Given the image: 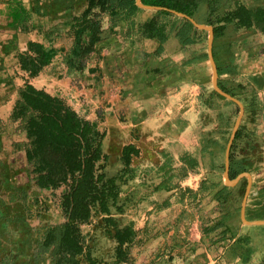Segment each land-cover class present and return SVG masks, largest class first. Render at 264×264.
<instances>
[{
  "label": "trees",
  "instance_id": "obj_1",
  "mask_svg": "<svg viewBox=\"0 0 264 264\" xmlns=\"http://www.w3.org/2000/svg\"><path fill=\"white\" fill-rule=\"evenodd\" d=\"M71 1V7L59 6L56 1L46 7L50 26L47 30H38L40 34L44 31V43L28 41L24 52L8 43L7 48L15 53L19 69L29 79L37 77L58 54H63L67 74L86 69L89 58L109 31L105 28L106 19L113 26V31L108 34L116 36L115 29L123 21L127 24L125 34L140 46L143 61H148L143 72L144 80L150 77L146 90L153 88L154 82L160 79H169L171 84L185 81L187 71L184 65L196 61L178 66L170 57H164L165 45L170 40H175L184 53L200 44L206 35L205 31L196 29L189 21L168 10L212 27L214 45L223 43L227 72L236 73L237 59L244 50L239 52V48L246 44V34L253 31L264 37V0H257L259 4L250 6L243 0H142L146 7L166 10L140 9L136 0ZM78 4H82V11L74 15V5ZM40 10L39 7L28 10L21 3H11L0 12V16L10 19L13 28L27 33L32 31L31 13L39 15ZM63 36L72 39L70 44L60 50L55 49L53 45ZM148 42L156 45L153 51L146 49ZM205 58L198 56L197 59L203 61ZM213 58L218 74H221V64L214 50ZM170 64L177 72L169 69ZM218 85L224 92L242 100L245 109L242 124L230 149V177L233 179L243 172L258 174L263 169L264 139L258 135L256 123L262 115L263 106L256 91L249 90L234 77L226 80L219 77ZM215 98L224 100L212 91L204 104L212 109ZM10 119L18 122L27 139V143L18 145L25 152L27 181L13 186L1 182L0 186L4 193L0 196V245L1 238L5 236L7 264H133L134 252L149 241L162 237L163 233L156 228L151 217L170 206L171 195L181 204L188 197L192 201L188 207L193 205L194 208H199L201 202L207 199L212 203L214 215L203 217L202 208L196 209L197 213H201L203 237L209 239L211 246L237 244L241 249L237 264H264V227H253L240 235L243 227L239 215L245 180L229 188L213 179L216 174L209 172L211 174L200 182L195 192L182 188L179 183L174 184V180L180 181L184 175L179 174L176 178L171 174L170 163L165 162L159 169L158 184L150 182L153 179L136 183V177H143L138 172L140 168L132 167L139 150L133 146L124 147L115 160L120 162L121 168H110L115 164L108 161V155L102 148L105 133L99 132L95 123L85 120L64 99L36 90L29 84L17 90ZM224 138L227 139V136ZM213 144L210 140L204 149L212 148ZM185 164L192 170L197 162L190 159ZM2 170L3 174L8 172L7 168ZM140 172L144 174L145 170ZM61 188L57 197L55 192ZM142 188L152 189V193H141ZM43 192L57 197L53 203L62 221H53L47 216L49 199L41 200L38 196ZM153 194L169 196H160L162 198L153 201L150 199ZM249 199L247 217L264 220V186L258 191H251ZM139 209L140 215L137 212ZM129 210L134 211V215L122 223V216ZM186 211L183 210L178 217L180 221ZM10 212L13 214L10 215ZM35 219H40L43 224L39 222L34 228L30 222ZM8 222L12 225L7 226ZM7 227L10 231H3ZM83 227L91 228L84 233ZM175 248L185 249L186 252L173 255ZM186 248L183 243L166 246L158 257L163 259L170 255L169 261L177 258L183 264H189L187 256L196 249ZM148 264H153V261Z\"/></svg>",
  "mask_w": 264,
  "mask_h": 264
},
{
  "label": "crops",
  "instance_id": "obj_2",
  "mask_svg": "<svg viewBox=\"0 0 264 264\" xmlns=\"http://www.w3.org/2000/svg\"><path fill=\"white\" fill-rule=\"evenodd\" d=\"M55 1L56 0H0V12L11 3H21L28 10L32 7H40L42 10L53 5ZM56 4L59 6L64 5L71 7L72 1L60 0ZM81 7L82 4L74 5V15L81 13ZM39 18V15H36L35 12L31 13L30 26L32 31L24 33L19 28L10 26L11 20L6 16H0V28L2 22H4L5 33H10V36L8 35L4 41L0 40V92H3L4 88H12L11 91H13V95H11L8 101L3 100L0 94V186L1 182H8L10 186H13L27 181V179H25L26 177L22 178L19 176V167L17 165L18 162H23L25 165V152L22 150L23 148H19L18 145L27 143V139L24 132L19 129L18 122H13L10 119L17 100V90L25 84H29L36 90L44 91L52 96H59L64 100L68 97L72 104L69 105L67 103L69 106H72L85 120L95 123L99 132L105 133L102 148L104 153L108 155L109 162L115 161L124 147L133 146L139 150V156L133 159L132 167L140 168L138 170L141 171H148L149 173L147 175L141 173L142 176L147 179H153L150 182L155 184L160 182V180H157L160 176L159 169L163 166V163H165L164 159L168 157H171L173 160V162H168L170 163L169 168L172 170L171 174L176 176V178H178L177 176L179 174L184 175L180 181L174 180V184H182L186 179L196 175L201 182L208 174H211L209 172L214 173L216 171V168H218L216 158L221 152H223L225 161L226 151L235 125L230 132L225 128L215 127L214 125L209 126L211 117L208 116L207 112H211L212 110L215 115L217 108L225 104H220L222 100L216 98L212 100V109L208 108L209 105L206 106V104H204L209 93L213 91L216 95L218 94L214 90L208 92L204 84H200L198 87L194 84L192 78H187L185 81L182 80L177 84H171V80L165 79V81L163 80V87H167V91L169 92L177 90L178 93L176 95H168L165 101L167 107L164 106L163 108L161 101H159V99L155 100L157 98V95L153 93L155 88L153 87L149 88L151 90H146V88H148L146 83L149 79L144 80L142 75H144V68L147 64L143 62L144 59H142L140 46L133 42L134 39L131 36L125 34L127 24L123 21L117 25L115 29L117 34L113 36L108 34L109 31H113V26L108 22V19H106L105 28H109V31L104 35V41L97 45L95 52L89 58L86 69L78 73L73 72L67 74V68L63 65L62 61L63 54H58L53 62L46 66L37 77L29 79L28 75L19 69L15 53L10 52L7 46L8 43H11L14 46H18L21 52H24L26 50L25 44L28 41L44 43L42 35L44 31L40 34L38 30H47L50 26V21L48 15L45 18V22L42 18V22L39 21ZM22 38H25V40L19 42V39ZM66 38V36H63V38L56 41L53 47L57 50H60L62 47H68L69 43L68 45L61 44ZM69 40L72 39L70 38ZM170 42L178 45L175 40H170ZM151 44L153 45V42H148L146 45L148 46ZM181 53L182 51L180 50L178 53L181 56L179 61H187L188 57ZM164 57H169V55H165ZM6 59L12 62H7L5 61ZM190 66L191 65H185V70L187 71L188 67L191 68ZM175 69L176 68L173 67L171 70L177 72ZM195 88H198V94L195 96L193 103L196 101L197 105L192 107L190 99H192L193 96L190 92H193ZM203 89H205V92ZM218 96L227 100L220 95ZM150 99H154V104L151 102L152 104L150 103V106H138V103L141 101L147 102ZM242 108L243 114L240 124L229 146L228 173L231 180L236 179L241 174H249L251 187L246 198L245 219L250 223L257 221L264 222L263 219H257L255 217L249 218L246 215L249 196L251 191L255 190L254 186L257 184L256 177L257 175H261L259 174L260 172L257 175L243 172L233 179L230 177V149L243 121L245 109L243 106ZM200 109L206 112V114H203L204 112L200 113ZM198 115L200 121L198 120ZM225 133L227 134L225 135ZM224 136H227V139H225ZM210 140L214 143L211 146L212 148L204 149L205 144L208 145ZM20 158L21 161H19ZM190 159H194L197 162L195 168L192 170H189L188 166L185 164V162H188ZM261 162H264V151H262ZM114 164L115 165L110 168L115 170L121 168L120 162H114ZM2 168H7L8 172L3 174V170L1 171ZM242 180H245L247 188L248 180L246 178H241L233 187H236ZM222 183L226 186L224 180ZM0 192H2V190H0ZM160 196L166 198L165 196L168 197L169 195L153 194L150 199L155 201L162 198ZM175 198L176 197L172 195L170 196V206L166 209L172 207L171 203ZM185 209L187 210L186 212H189L187 202L186 204L183 203L182 210L178 215L181 216V213ZM12 214L13 213L10 212V215ZM138 215H140V212ZM8 217L11 218L9 214ZM241 224L243 228L240 235L250 228L264 227V225L248 226L243 224L242 221ZM11 225V222H8L7 226ZM199 243L200 240L197 242V249L198 247L202 248L198 246ZM220 245L221 244H219L218 247ZM219 248L222 249L221 255L214 260L206 254L203 255L205 258L204 264H219L222 258L223 260H227V262L223 264L228 262L237 264L239 262L241 249L237 244H222ZM231 250L233 251L228 252ZM228 256L230 258H228ZM190 259H192L190 264H201L200 258L197 256H192Z\"/></svg>",
  "mask_w": 264,
  "mask_h": 264
},
{
  "label": "rangeland",
  "instance_id": "obj_3",
  "mask_svg": "<svg viewBox=\"0 0 264 264\" xmlns=\"http://www.w3.org/2000/svg\"><path fill=\"white\" fill-rule=\"evenodd\" d=\"M60 0H58L59 2ZM247 5H253V4H259L257 2V0H243ZM57 2V0H56ZM40 8V7H39ZM41 9V8H40ZM48 10V9H47ZM49 11V10H48ZM43 13V14H42ZM47 11L44 9H42L39 13V21L42 22V20L44 19L45 22V18ZM37 15V14H36ZM42 18V20H41ZM199 24V23H198ZM1 28H0V40H5L8 35L10 36V33L8 32L7 34L5 33L6 30H4V22H2L1 24ZM204 26H208L205 24H201ZM211 27V26H208ZM206 35L204 37V40L200 43L197 44L193 47H191L189 49V51H185L184 53L182 52L181 54H183L184 56L188 57L187 61H179L180 60V55L178 54L180 51V48L178 45H176L175 43H167L165 45V52L164 55H169L170 59L175 62L178 66H182V64H185L186 62L189 61H193L196 59V61H193L192 64H190L191 68L188 67L187 69V73H186V78L193 79L194 84H196L198 87L200 86V84H204L205 88L207 89L208 92L213 90L212 87V70H211V66H210V62H209V58H208V32L205 31ZM247 35V42L245 45H242L239 48V52L244 49L243 51L240 52V55L237 59L238 62V66L236 69V73L234 72H227L228 70V66L225 64L226 62V58H225V53L223 52V43H218L215 44L212 43V55H213V50L215 52V54H217V58L219 63L221 64V69L223 72L221 74H218V69H217V76L218 79L219 77L222 80H226L228 78H232L234 77V79L238 82H241L242 84H244L246 87H248V89H252L256 91L257 97L260 101V104H262L263 106V111H262V115H260V117L257 119V123H256V129L258 132V135L264 139V37L257 32H250ZM241 36V35H238ZM239 38V37H236ZM235 38V39H236ZM240 39V38H239ZM25 40V38L19 39V42H23ZM71 40L69 39H65L61 42V44L63 43L64 45H68V43L70 44ZM215 46V47H214ZM156 47L155 44H151V45H146V49L147 50H153ZM196 56V57H194ZM198 56H205V60L203 61H198ZM214 59V58H213ZM7 61V59L5 60ZM7 62H12V61H7ZM144 62V61H143ZM215 62V60H214ZM146 64H148V61L144 62ZM224 63V64H223ZM169 69L173 68V65H169L168 66ZM217 67V66H216ZM11 68V67H10ZM184 69H185V65H184ZM144 75H142V78ZM141 78V76H140ZM150 80V77H149ZM152 80V78H151ZM162 80V81H161ZM165 81V79H160V81H155L154 82V94L157 95L155 100L161 101L162 107L164 108V106L167 107V103H165L168 95H172V94H177L178 91L174 90L172 92L167 91V87H163V82ZM167 80V79H166ZM12 88H4L3 92H0V94L3 97V100L8 101L11 97V95H13V91H11ZM158 91V92H157ZM180 93V91H179ZM190 94L193 96L192 99H190V104L192 107L196 106V101L194 102V98L195 96L198 94V88H195L193 92H190ZM66 97L65 101L66 103H68L69 105H72L69 101V98ZM238 101H240V103L242 104V106L244 107V104L242 103V100H240L239 98H236ZM143 102V103H142ZM154 104V99H150L147 102L145 101H141L140 103H138L139 105H144V106H150L152 103ZM151 103V104H150ZM225 104L224 106L218 107L216 110V114L214 115V112L211 110V112H207L208 116L211 117V123L209 126L214 125L215 127H220V128H225L227 129V131L230 132V130L233 128V126L235 125V122L238 118L239 115V108L236 104L229 102L227 100H223L220 102V104ZM198 108V107H197ZM199 109V108H198ZM162 110V109H161ZM202 109H200V113L204 112L201 111ZM164 111V110H162ZM203 114H206V112H204ZM198 120L200 121V117L198 115ZM202 122V120H201ZM216 129V128H215ZM217 130V129H216ZM197 147V146H196ZM21 161V158L20 160ZM116 162V161H113ZM164 162H173V160L171 159V157L165 158ZM216 162H218V168H216V171L214 172L216 175L213 176V179H217L221 182H223V174H224V155L223 152L219 153V156L216 158ZM25 163V161H24ZM18 167H19V176H21L22 178L26 177V171L27 168L26 166L23 164V162H18ZM261 166L263 167L262 171H260L259 174L261 175H257V173H253L255 175H257L256 177V186L255 187V191H258L259 188L264 186V162H262ZM140 175L141 172L140 170L138 171ZM146 173H149L148 171H145L144 175ZM139 175V176H140ZM198 176H193L190 177L188 179H186L184 182H182L181 186L182 188H185L187 190H191L195 192L199 189L200 186V181L197 178ZM26 179V178H25ZM143 179V180H142ZM145 180H149L147 178L143 177H136L134 179V182L138 183L141 181H145ZM20 182V181H19ZM132 184V182H130L129 186ZM134 184V183H133ZM33 189V188H31ZM31 189H30V193H31ZM63 188L57 190L56 196L58 197L60 192L62 191ZM127 189V188H126ZM141 189V193H152V189ZM257 193V192H256ZM3 191L0 192V196H3ZM255 195V193H254ZM39 198L42 199H49L47 201V206H48V210H49V214L47 215L49 217V219L51 218L53 221H57L60 222L62 221V218L57 214L56 208L54 206V203L57 199V197L53 198L51 197V195L49 193L43 192L40 195H38ZM251 200V199H249ZM248 200V201H249ZM186 202L192 203V201L186 197L184 199V204H186ZM212 203L208 202L207 199L203 200L199 206V208H202V216H206L207 218L210 215H214L213 212V206L211 205ZM143 205H148V204H143ZM172 207L166 209L165 211L162 212H158L157 216H153L151 217L153 223H155L156 228L161 231L163 233L162 237L154 240V241H149L142 249L134 252L132 255V260L134 261L133 264H148V262L153 261V264H183L181 262V260L179 261V259L175 258L171 261H169L170 255H167L166 258H159L158 256L160 254H162V252L165 250L166 246H173L175 244H186L187 249H190L192 247H195L196 251L191 254L190 256H188L187 258V263L189 262V264L191 263L192 259H190V257H198L200 258V263L204 264V260L205 258L203 257V255H208L210 258H212V260L218 258V256L221 255V251L222 249L219 248L220 246H222V244L218 247L219 244L217 245H213L211 246V243L209 241V239L203 238V235L201 233V221H200V214L201 213H197V208H194L193 205H189L188 207V211L186 212V215L183 216L181 218V221L178 219V214L180 213V211L182 210V206L183 204H180L178 202H176V198L174 200H172L171 203ZM142 209V207H140ZM198 208V209H199ZM140 212V209L137 211ZM134 215V211L129 210L127 211L123 216H122V223H126L128 220H130L132 218V216ZM239 219H240V215H239ZM143 221V218L140 219V222ZM241 221V220H240ZM40 219H35L32 220L30 222V224L36 228L39 225ZM41 223V222H40ZM43 224V222L41 223ZM141 226V225H140ZM91 227H83V231L84 233H86L88 230H90ZM3 231H10L9 227L4 228ZM13 232V231H12ZM203 239V241H202ZM200 240V243L198 244V246L202 247L198 249L197 247V242ZM163 242V243H162ZM233 243V242H232ZM163 244V245H162ZM231 243H226L225 245H228ZM228 251V252H232ZM184 253L186 252L185 249L180 250V249H174L173 255H175L176 253ZM229 254V253H228ZM155 256V258H154ZM232 256V255H231ZM228 258H230L228 256ZM8 245H7V240L6 237H2L1 238V245H0V264H7L8 262ZM223 261V262H222ZM161 262V263H160ZM227 262V260H223V258L220 260L219 264H223ZM186 264V263H185ZM207 264V263H206ZM218 264V263H217ZM226 264H231V262H228Z\"/></svg>",
  "mask_w": 264,
  "mask_h": 264
},
{
  "label": "water",
  "instance_id": "obj_4",
  "mask_svg": "<svg viewBox=\"0 0 264 264\" xmlns=\"http://www.w3.org/2000/svg\"><path fill=\"white\" fill-rule=\"evenodd\" d=\"M136 6L140 9H144V10H166L164 8H154V7H146L142 4V0H136ZM170 13H172L173 15L179 17V18H182V19H186L187 21H189L196 29L198 30H202V31H207L208 32V58H209V62H210V66H211V70H212V87H213V90L220 96L226 98L227 100L235 103L238 107H239V110H240V115H239V118L237 119L236 121V124L234 126V130H233V134L231 136V140L228 144V148H227V151H226V157H225V170H224V174H223V180H224V184L228 187H233L235 186L238 181L241 179V178H246L248 180V186L246 188V192H245V195H244V198H243V201H242V204H241V212H240V218H241V221L243 224L245 225H248V226H256V225H264V222L262 221H257V222H247L246 219H245V206H246V198L249 194V191H250V176L249 174H241L240 176H238L236 179L234 180H231L229 178V146L231 144V141L233 140L234 138V135H235V132L236 130L238 129V126L240 124V120H241V117H242V114H243V108H242V105L241 103L233 98L232 96L224 93L219 87H218V84H217V69H216V65H215V62H214V59H213V56H212V43H213V38H214V34H213V29L211 27H208V26H204V25H201V24H198L196 21H194L193 19L187 17L186 15L184 14H181V13H178V12H175V11H170L168 10Z\"/></svg>",
  "mask_w": 264,
  "mask_h": 264
}]
</instances>
